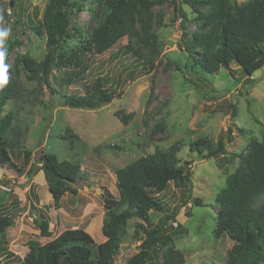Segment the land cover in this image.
Wrapping results in <instances>:
<instances>
[{
	"label": "rangeland",
	"instance_id": "1",
	"mask_svg": "<svg viewBox=\"0 0 264 264\" xmlns=\"http://www.w3.org/2000/svg\"><path fill=\"white\" fill-rule=\"evenodd\" d=\"M49 1L14 0V6L8 7L9 0H0L3 83H8L19 55L40 62L50 51L54 59L48 83L29 80L18 67L19 81L34 105L21 112V125L27 126V133L19 135L21 150L0 160V208L6 207L13 220L1 238L5 244L0 250V264H24L29 243L45 244L67 229H84L95 245L104 242L106 238L99 229L105 215L102 195L118 198L116 170L176 142L182 145L176 156L178 166L187 167L189 181L186 188L169 182L162 193H153L157 198L161 196L165 206L163 211L151 212L150 221L154 225L165 222L164 217L175 211L174 223H167L170 247L182 253L184 264H226L234 243L225 234L219 238L213 234L219 212L216 198L226 189L231 176L243 174L249 144L260 142L264 134V67L251 77L234 63L228 69L219 66L215 72H204L193 64L202 50L193 48L190 53L187 42L208 30L205 22L211 7L200 6L198 15L186 0H167L153 9L154 15L162 14L164 26L153 27L161 55L152 68L123 52L127 43L123 38L103 54L84 51L88 70L69 85L64 79L71 68L56 65L59 55L66 56L82 41H88L107 9L101 0H76L82 9L71 18L70 27L75 28H70L72 37L49 49L48 36L34 34L26 20L35 10L41 17ZM229 1L238 6L250 0ZM178 10L186 15L184 31ZM98 77L106 80L105 88L113 94L109 102L96 110L63 105L64 95L85 94ZM16 108L18 105L10 99L2 115L14 113ZM117 111L133 114L132 120L121 123L115 117ZM13 126L18 128L19 123L15 121ZM68 128L79 138L73 147L60 138ZM200 139L213 148L221 143L224 153L216 157H207L206 152L191 153L190 144ZM108 144L119 149L108 148ZM46 152L59 160L80 164L85 175L78 183L68 185L70 189L58 208L39 170L41 155ZM31 172L35 174L28 178ZM195 198L202 200L201 206L193 204ZM262 202V198L256 200L254 209H259ZM39 215L49 222V238L42 237L34 224ZM135 222L128 221L113 264H127L139 251L144 237L139 233L141 239H134ZM164 250H159L157 264Z\"/></svg>",
	"mask_w": 264,
	"mask_h": 264
},
{
	"label": "trees",
	"instance_id": "2",
	"mask_svg": "<svg viewBox=\"0 0 264 264\" xmlns=\"http://www.w3.org/2000/svg\"><path fill=\"white\" fill-rule=\"evenodd\" d=\"M107 13L101 23L90 35L88 41H82L80 46L64 56L59 55L57 66L69 67L64 81L72 84L83 77L88 70L84 51L103 54L111 49L121 39L126 38L123 47L125 54H130L143 66L152 68L160 57V47L153 30L164 26L162 14H153V9L167 0H101ZM177 0H174L176 2ZM192 10L199 15L200 6H209L212 11L206 19L209 27L205 33L192 36L187 42V48L202 50L201 55L194 57V65L204 72H215L219 66L229 67L236 64L241 72L251 77L264 67V0H250L241 5H232L229 0H186ZM8 7L14 6V0H9ZM4 6V4H3ZM82 5L76 0H50L43 14L39 17L34 11L32 18L27 16V26L36 35L48 36V48L58 41L72 37L71 18L79 13ZM175 9L178 7L175 5ZM3 10H5L3 8ZM182 18L180 27L185 30L186 15L178 10ZM21 17L17 19L19 24ZM56 38V40H55ZM4 34L0 29V52ZM16 65L7 84L3 83V70H0V160H5L14 151H20V134L27 133V126H22L24 120L21 112L24 107L34 105L19 81V66L29 80L41 79L48 83L51 68L54 64L52 53L40 62L28 56L19 55ZM106 80L98 77L89 84L83 95H64L63 105L70 109L96 110L113 98V94L105 88ZM14 100L18 108L15 112L3 114V108L8 100ZM115 117L123 124L129 123L133 114L115 112ZM17 121L19 126L14 128ZM60 138L73 147L79 138L70 128L66 129ZM108 148L119 149L108 144ZM182 149L179 142L173 143L168 149H155L152 154L144 155L134 162L117 169L115 172L118 198L108 194L102 195L105 215L102 227L99 229L106 238L104 242L95 245L93 239L84 229H67L45 244L31 242L28 244V254L24 264H113L118 251L120 237L124 235L128 221L133 223L134 239H141L139 251L127 261V264H157L159 250L165 248L160 264H184V257L178 250L170 247L171 237L167 228L168 221L174 223L176 212L165 216V222L153 224L150 221L151 212L164 210L165 204L159 197L169 182L177 187H185L189 181L187 167L178 166L177 154ZM191 153L206 152L207 157L223 154L221 143L213 148L205 139L192 142ZM39 170L43 172L48 190L53 198L54 207H59V201L69 191L68 185L78 183L85 175L78 163L59 160L53 153H43L40 158ZM21 173L20 170H18ZM35 173H27L31 178ZM76 193V191H72ZM191 192V191H190ZM190 192H188L190 194ZM263 199L259 209H254V203ZM188 199L191 200L189 197ZM219 212L213 230L215 238L225 234L233 241V247L227 254L226 264H260L264 262V134L261 141H252L245 157L244 170L241 176H231L226 189L216 198ZM195 206H201L202 200L192 199ZM0 208V250H4L2 237L5 230L13 225L8 211ZM140 221V222H139ZM42 237L49 238L48 220L39 215L34 219ZM178 226V225H177ZM179 227V226H178ZM10 255V254H9Z\"/></svg>",
	"mask_w": 264,
	"mask_h": 264
},
{
	"label": "clouds",
	"instance_id": "3",
	"mask_svg": "<svg viewBox=\"0 0 264 264\" xmlns=\"http://www.w3.org/2000/svg\"><path fill=\"white\" fill-rule=\"evenodd\" d=\"M58 235H59V234H58ZM58 235H57V236H58ZM57 236H56V237H57Z\"/></svg>",
	"mask_w": 264,
	"mask_h": 264
}]
</instances>
